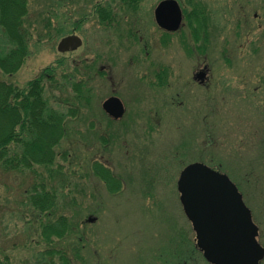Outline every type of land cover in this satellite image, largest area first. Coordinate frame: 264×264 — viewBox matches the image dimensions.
<instances>
[{
	"label": "rangeland",
	"instance_id": "rangeland-1",
	"mask_svg": "<svg viewBox=\"0 0 264 264\" xmlns=\"http://www.w3.org/2000/svg\"><path fill=\"white\" fill-rule=\"evenodd\" d=\"M160 1L140 0L130 8L120 0H27L28 54L17 72L0 70V81L23 89L50 68L42 79L43 97L63 116L66 134L51 168H0L1 261L60 264L59 254H46L54 249L66 251L72 264H208L177 190L180 172L196 162L220 166L234 182L247 178L239 188L264 248V135L257 132L264 122L249 128L242 111L214 116L205 105L213 92L226 96L230 89L216 84L229 75L219 56L226 44L240 50L231 65L247 67L251 81L264 80V0H175L184 16L201 12L207 20V36L198 44L206 45L215 86L206 92L192 79L204 60L186 42L193 36L192 21L165 33L154 20ZM98 5L112 10L111 26L100 24ZM72 34L81 46L59 52V42ZM13 47L0 27V51ZM79 81L86 83L87 100L73 90ZM113 96L125 108L119 120L102 110ZM8 148L11 155L22 145ZM95 164L118 183L114 191L96 175ZM42 179L57 200L48 215L27 198ZM61 217L70 225L68 234L42 240L41 226Z\"/></svg>",
	"mask_w": 264,
	"mask_h": 264
},
{
	"label": "trees",
	"instance_id": "trees-1",
	"mask_svg": "<svg viewBox=\"0 0 264 264\" xmlns=\"http://www.w3.org/2000/svg\"><path fill=\"white\" fill-rule=\"evenodd\" d=\"M127 6L135 7L140 0H120ZM103 26H111L113 12L110 7H95L94 11ZM28 15L27 0H0V27L8 41L14 45L8 52L0 51V70L11 75L23 65L27 54V36L24 20ZM50 68H46L38 78L30 81L23 89L13 84L0 81V168L4 171L31 170L35 165L51 168L56 160L55 147L66 134L63 116L49 109L43 97L42 79ZM53 80V77L50 76ZM73 90L79 100L89 99L84 96L86 83L74 82ZM84 99V100H85ZM73 113V112H72ZM21 144L22 150L8 155V146ZM96 175L105 180L110 191H114L116 183L111 174L100 165L95 164ZM40 176V175H39ZM52 177V173L49 174ZM40 179V177H39ZM45 179V178H44ZM44 179L34 185L28 193L30 206L39 214H50L57 206L56 196L45 187ZM114 183V184H112ZM118 184V183H117ZM70 225L65 217L54 223L41 226V238L50 242L53 237L63 238L68 234ZM59 254L60 264H72L66 251L55 252L48 249L46 254ZM0 264H7L0 260Z\"/></svg>",
	"mask_w": 264,
	"mask_h": 264
},
{
	"label": "water",
	"instance_id": "water-1",
	"mask_svg": "<svg viewBox=\"0 0 264 264\" xmlns=\"http://www.w3.org/2000/svg\"><path fill=\"white\" fill-rule=\"evenodd\" d=\"M154 17L159 27L175 32L180 27L182 11L175 0H164L155 8ZM81 44L80 37L70 35L59 42L57 50L75 51ZM102 109L115 120L125 113L116 97L106 99ZM177 190L195 233L196 247L207 263L260 264L264 248L257 241L258 228L241 194L226 175L202 163H191L180 172Z\"/></svg>",
	"mask_w": 264,
	"mask_h": 264
},
{
	"label": "flooded vegetation",
	"instance_id": "flooded-vegetation-1",
	"mask_svg": "<svg viewBox=\"0 0 264 264\" xmlns=\"http://www.w3.org/2000/svg\"><path fill=\"white\" fill-rule=\"evenodd\" d=\"M161 1H164V0H161ZM154 20H155V17H154ZM186 20H187V24H188V20L192 21V24L194 26L192 28L193 36L190 35L192 36L191 37L192 41L186 38V42L187 44L191 46V48L194 51V54H196L197 57H203L204 59L201 61L200 65H198L193 70L192 79L194 80V83H195L194 85L197 90L201 92H206L210 89V87L213 88L212 86L213 85L215 86V81H214L215 79L212 74L213 67L210 64H208L209 62L205 54L206 49L204 48V46L206 45L198 44L200 40H202V38H206L207 36L206 35V27H207L206 21L207 20L206 18H204L201 12L200 13L195 12L188 17L184 16L182 12V23L178 31H180L183 27L186 26ZM159 28L165 33L173 34L169 31L164 30L161 27ZM196 44H198V47L196 46ZM239 51L240 50H237V48L229 47L228 44L224 46V49L219 50L220 58L222 57L223 60L227 62L221 68L222 69L225 68L224 71H226V73H228L229 75L225 76L224 74H222L221 77L223 81L225 80L226 82H217L216 84L224 85L225 83V85H227V87H229L230 89L228 90V92H226L227 93L226 96H225V92H222V91L213 92L211 99H209L207 103H205V105L213 109V113L215 114L214 116L230 115L232 113H235V115L237 116L242 111L246 119H248L247 127L249 128L257 127L258 128L259 122L260 123L264 122V87H262L264 86V80L258 77L256 81H251V76H250L251 72L247 73L248 72L246 70L247 67H243L239 64H237L236 66L230 64L234 60V57ZM233 66L234 68H231ZM222 104H224L225 106L223 105V107H220L219 105H222ZM259 131H263L262 133L264 135V130H261L260 128H258L257 132ZM241 155L242 157L240 159H244L245 155L244 154H241ZM209 165H212V164H209ZM212 167H214V169L212 168L213 170L227 176V174L222 171L220 166L213 164ZM227 177L231 181V183L234 184L238 192L241 194L242 200H243L244 194L240 190L239 185H242L241 184L242 181L245 182L247 178L243 180V178L238 176V180L234 182L233 180H231L229 176ZM246 207L248 208L247 205Z\"/></svg>",
	"mask_w": 264,
	"mask_h": 264
}]
</instances>
